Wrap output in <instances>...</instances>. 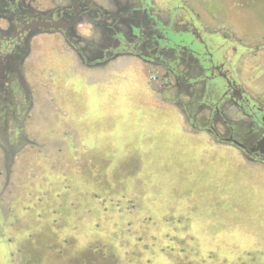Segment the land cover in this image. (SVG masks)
I'll list each match as a JSON object with an SVG mask.
<instances>
[{
	"label": "rangeland",
	"instance_id": "1",
	"mask_svg": "<svg viewBox=\"0 0 264 264\" xmlns=\"http://www.w3.org/2000/svg\"><path fill=\"white\" fill-rule=\"evenodd\" d=\"M181 6L264 104V0H155L182 30ZM82 30L96 39L90 23ZM33 55L45 82L33 75V86L48 97L27 120L29 142L0 144V264H264V163L155 98H186L195 67L181 62L176 87L138 58L85 69L58 46Z\"/></svg>",
	"mask_w": 264,
	"mask_h": 264
},
{
	"label": "flooded vegetation",
	"instance_id": "2",
	"mask_svg": "<svg viewBox=\"0 0 264 264\" xmlns=\"http://www.w3.org/2000/svg\"><path fill=\"white\" fill-rule=\"evenodd\" d=\"M181 7L186 8L182 12L187 16L182 30L177 27L178 11L167 20L155 10V0H119L107 6L96 0L58 4L53 0H0V144L11 153L29 142L25 126L31 123L27 120L48 97L46 92L40 96L33 86L37 81L33 75H39L31 61L39 47L54 46L53 40H57L59 49H65L84 68L105 67L131 56L159 64L176 87L188 77L179 69L184 60L198 70L200 79L185 81L186 98L174 91L172 99L163 94L166 100L178 102L188 126H208L218 141L239 147L255 163H264V104L245 94L226 66V51L212 38L202 36L197 16ZM88 23L97 29L96 39L90 40L82 30ZM39 80L45 84L41 77ZM196 105L208 114L196 112ZM230 116L242 120L233 123ZM199 119L208 122L203 125ZM219 124L227 130L225 136L219 132ZM11 126H15L11 132L15 138L9 135Z\"/></svg>",
	"mask_w": 264,
	"mask_h": 264
},
{
	"label": "crops",
	"instance_id": "3",
	"mask_svg": "<svg viewBox=\"0 0 264 264\" xmlns=\"http://www.w3.org/2000/svg\"><path fill=\"white\" fill-rule=\"evenodd\" d=\"M53 45H54V47L57 46V40H53ZM63 51H64V53H65L66 55H70V56H72L71 54H68V53L66 52L65 49H64ZM72 57H74V56H72ZM125 62L128 63V64H132V63H137V60H136L135 58H132L131 56H126L125 58H124V57L119 58V61L115 60V61H113V62L107 64L105 67H108V66H110V65H113V64H115V63H117V66H118V65L120 66L121 63H125ZM119 66H118V67H119ZM97 68H98V67H97ZM102 68H104V67H102ZM85 69H96V68H89V67H86ZM155 98H158V99L161 98V99L164 100L163 103H165L166 105H168V106H170V107L173 106L174 109L176 110L175 112H176V114L178 115V117H179V115H182L180 109L178 108V105H177L176 103H174V102H168L163 94H161V97L158 96V97H155ZM185 126H188V124H186Z\"/></svg>",
	"mask_w": 264,
	"mask_h": 264
}]
</instances>
